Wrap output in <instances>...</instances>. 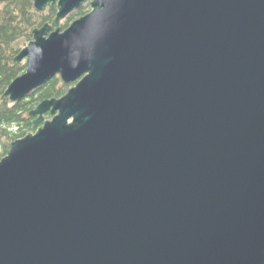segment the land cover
<instances>
[{
	"label": "water",
	"instance_id": "95a60500",
	"mask_svg": "<svg viewBox=\"0 0 264 264\" xmlns=\"http://www.w3.org/2000/svg\"><path fill=\"white\" fill-rule=\"evenodd\" d=\"M32 1L90 12L14 58L12 103L75 86L0 160V264H264V0Z\"/></svg>",
	"mask_w": 264,
	"mask_h": 264
},
{
	"label": "trees",
	"instance_id": "16d2710c",
	"mask_svg": "<svg viewBox=\"0 0 264 264\" xmlns=\"http://www.w3.org/2000/svg\"><path fill=\"white\" fill-rule=\"evenodd\" d=\"M89 1L75 10L66 20L54 23L57 6H47L39 12L33 7L32 0H0V160L7 154L8 148L15 140L25 136L27 131H36L32 126L33 119L28 113L34 104L51 98H60L67 88L74 85H63L60 77L55 76L50 82L34 91L19 102H10L4 95L8 84L25 70L23 62L14 58L32 40V30L49 23L53 30L66 29L75 17H82L89 12ZM54 23V24H53Z\"/></svg>",
	"mask_w": 264,
	"mask_h": 264
},
{
	"label": "rangeland",
	"instance_id": "374dc122",
	"mask_svg": "<svg viewBox=\"0 0 264 264\" xmlns=\"http://www.w3.org/2000/svg\"><path fill=\"white\" fill-rule=\"evenodd\" d=\"M89 12H90V8H89ZM77 19H79V17H75V19H74L72 22H69V23L67 22V24L70 25L71 23H73V22H74L75 20H77ZM62 21H64V23L66 22V20L61 19V20L58 21L57 23H60V22H62ZM65 25H66V23H65ZM69 25H68V26H69ZM62 30H64V29H62ZM60 31H61V30H60ZM22 62H23L24 65H25V61H22ZM25 70H26V69H25ZM24 72H25V71H24ZM24 72H23V73H24ZM23 73H21V75H22ZM74 86H75V83H74L73 86L67 88L66 92H67L70 88H72V87H74ZM66 92H65V93H66ZM36 106H38V104H34V105L32 106V108H30V109L33 110V108H35ZM35 132H36V131H35ZM35 132H32L31 130L27 131L28 134H33V133H35ZM27 133H26V134H27ZM26 134H25V136H26Z\"/></svg>",
	"mask_w": 264,
	"mask_h": 264
}]
</instances>
